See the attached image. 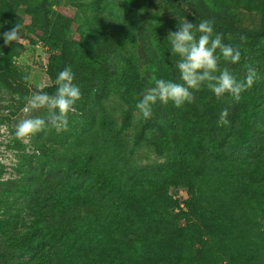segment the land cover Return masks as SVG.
Wrapping results in <instances>:
<instances>
[{"label":"trees","instance_id":"1","mask_svg":"<svg viewBox=\"0 0 264 264\" xmlns=\"http://www.w3.org/2000/svg\"><path fill=\"white\" fill-rule=\"evenodd\" d=\"M151 1L0 0V35L40 42L50 81L32 89L17 63L27 45L0 39L10 114L41 88L53 95L66 66L81 90L67 130L30 136L32 152L17 145L18 176L0 181V264H264V80L239 103L202 86L148 120L136 109L156 79L181 82L167 38L179 20H211L241 52L221 70L243 80L246 59L264 60V0H160L170 18L145 11ZM225 107L230 125L218 126Z\"/></svg>","mask_w":264,"mask_h":264},{"label":"clouds","instance_id":"2","mask_svg":"<svg viewBox=\"0 0 264 264\" xmlns=\"http://www.w3.org/2000/svg\"><path fill=\"white\" fill-rule=\"evenodd\" d=\"M177 31H170L167 38L169 51L178 57L174 67L179 72V80L156 79L154 87L142 94L136 103V109L145 120L152 117L154 106L159 103L176 108L192 103L193 93L202 86L215 96L218 101L228 97L232 102L239 103L242 93L252 88L256 82L257 72L248 67L247 75L243 80L228 70L220 68V61L229 64L239 63L241 52L238 48L223 43L222 37L214 33V24L211 20H201L199 24L179 20ZM197 34H199L197 36ZM6 45L18 41V28L0 35ZM55 93L50 95L41 88L26 99L23 109L25 113L46 109L47 118L33 116L20 120L15 127V137L25 139L36 133L54 128L57 132L67 130L69 113L75 111L77 102L81 99V90L75 83V75L71 66H66L59 72L55 80ZM230 113L227 107L220 111L218 126L230 125Z\"/></svg>","mask_w":264,"mask_h":264},{"label":"rangeland","instance_id":"3","mask_svg":"<svg viewBox=\"0 0 264 264\" xmlns=\"http://www.w3.org/2000/svg\"><path fill=\"white\" fill-rule=\"evenodd\" d=\"M53 9H58L66 15L74 16L77 9L76 6L68 4H54ZM147 10L150 14H157L163 18L172 17L171 11L163 7L160 0H152L151 4L145 5L143 8ZM19 41L27 45V49L22 55L17 57V63L22 68L26 69L29 77V85L32 89L42 87L50 83L46 73L45 66L47 61V53L45 47L40 43L31 45L27 39H25L24 34L19 35ZM262 55L258 54V57L250 56L245 60V66L252 67L256 70L257 75L264 80V60L261 59ZM249 62L250 65L247 63ZM239 65V63H237ZM232 69V68H231ZM11 100L6 91L0 87V181H6L18 176L16 171V166L22 160V150L24 148L27 152H32V148L29 144V137L25 139H17L15 137V127L16 124L22 120L33 116H41V109L35 110L30 113H25L22 108L17 114L11 115V108L9 106ZM9 117V120L4 118ZM13 131V132H12ZM15 138V139H14ZM24 143L26 146L22 147ZM139 155L141 160L144 162L154 161L157 159L156 155L150 152L148 149L143 148L140 150ZM171 193L179 198H184L186 193L183 190H178L175 192L174 189H170Z\"/></svg>","mask_w":264,"mask_h":264}]
</instances>
